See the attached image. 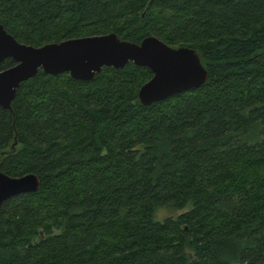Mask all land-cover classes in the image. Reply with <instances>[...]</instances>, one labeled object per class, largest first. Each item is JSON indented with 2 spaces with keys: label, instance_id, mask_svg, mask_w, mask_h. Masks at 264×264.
<instances>
[{
  "label": "trees",
  "instance_id": "1",
  "mask_svg": "<svg viewBox=\"0 0 264 264\" xmlns=\"http://www.w3.org/2000/svg\"><path fill=\"white\" fill-rule=\"evenodd\" d=\"M0 24L35 47L155 36L208 71L149 105L131 62L22 82L0 172L40 186L0 206V264H264V0H0Z\"/></svg>",
  "mask_w": 264,
  "mask_h": 264
},
{
  "label": "water",
  "instance_id": "2",
  "mask_svg": "<svg viewBox=\"0 0 264 264\" xmlns=\"http://www.w3.org/2000/svg\"><path fill=\"white\" fill-rule=\"evenodd\" d=\"M7 58L15 64L0 69V108L5 109L10 108L20 84L39 70L53 76L67 72L74 79L91 80L103 67L123 68L129 62L147 67L152 76L137 93L143 105L199 87L208 77L194 48L171 47L155 36L134 43L113 32L35 47L18 42L0 24V65ZM39 186L40 180L33 173L12 177L0 172V206L18 194L36 192Z\"/></svg>",
  "mask_w": 264,
  "mask_h": 264
},
{
  "label": "rangeland",
  "instance_id": "3",
  "mask_svg": "<svg viewBox=\"0 0 264 264\" xmlns=\"http://www.w3.org/2000/svg\"><path fill=\"white\" fill-rule=\"evenodd\" d=\"M178 213H179V211H177V212H173L172 215H173V216H177ZM165 214H167V213L165 212Z\"/></svg>",
  "mask_w": 264,
  "mask_h": 264
}]
</instances>
